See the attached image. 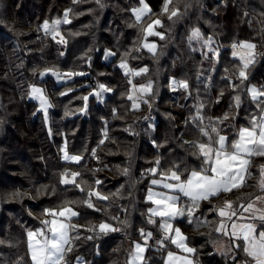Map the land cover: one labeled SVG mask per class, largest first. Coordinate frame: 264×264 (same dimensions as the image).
Listing matches in <instances>:
<instances>
[{"label": "trees", "instance_id": "obj_1", "mask_svg": "<svg viewBox=\"0 0 264 264\" xmlns=\"http://www.w3.org/2000/svg\"><path fill=\"white\" fill-rule=\"evenodd\" d=\"M144 2L152 14L138 23L131 10L141 6L139 0H0V264H31L28 231L42 225L44 209L65 206L79 213L73 218L77 228L71 234L67 264L77 258L84 264H128L130 247L142 237L141 229L152 233L144 264H164V249L159 247L164 237L158 223H148L151 206L146 190L151 179L163 178L161 174L177 164L182 179L199 169L201 160L191 146L207 140L199 126L208 127L211 121L231 141L239 126L261 115L246 87L264 88V53L255 57L247 69L248 80L241 84V62L232 56L231 45L244 41L255 44V49L264 47V0H173L181 14L175 22L162 13L164 0ZM67 9L72 10L71 22L60 26L67 43H58L42 24L60 19ZM155 16L164 24L157 28L165 39L147 38L157 45L154 56L142 47V28ZM194 28L203 38H211L212 48L219 51L217 60L200 39H189ZM122 60L132 70L148 71L142 78L126 75L119 67ZM45 69L61 73L63 79L68 72L85 75L58 82L50 74L42 77ZM139 78L152 83L148 96L157 103L153 127L150 122L137 124L138 114L147 107L133 109L127 98L133 80ZM170 78L185 80L188 89L171 90ZM100 84L111 89L104 99L94 94ZM32 85L41 87L52 105L49 130L28 98ZM236 96L241 98L239 106ZM198 108L202 125L193 119ZM63 144L69 155L82 157L79 163L62 158ZM263 160L264 156L251 157L245 186L202 201L192 223L187 218L178 221L200 264H225L229 258L223 261L215 250L213 240L221 235L215 231L220 220L216 211L220 205L215 202L229 194L242 195L236 200L240 204L253 199L258 194L249 192L253 174L260 172ZM155 166L153 177L147 170ZM65 172L69 177L79 172L76 181L86 191L62 184ZM89 190L109 199L92 197L94 208H88L83 202ZM102 220L113 223L123 236L117 231L100 234ZM155 236L157 247L148 243ZM236 256L241 262L246 259L242 252Z\"/></svg>", "mask_w": 264, "mask_h": 264}, {"label": "snow or ice", "instance_id": "obj_2", "mask_svg": "<svg viewBox=\"0 0 264 264\" xmlns=\"http://www.w3.org/2000/svg\"><path fill=\"white\" fill-rule=\"evenodd\" d=\"M79 2V0H74ZM100 3V0H96ZM141 7L132 9V13L135 19L140 23L144 17H150L151 9L144 2L139 0ZM173 0H164L162 6V13L167 14V18L170 21H174L180 18L179 9L173 7ZM187 7V4H186ZM71 9L65 10L63 20H54L51 23L45 21L43 29L46 33L51 34L55 40L59 33V25L61 23H70L68 19ZM155 27H164L161 19L154 20L151 24H148L146 28H142L144 32V40L142 47L146 48L154 56L156 55L157 45L155 43H148L147 38L150 36H158L161 40L165 39L162 32L156 31ZM192 39H202L201 32L198 28L192 30V34L189 37ZM58 43H67L63 36L60 37ZM204 46L211 49V38L203 40ZM232 56L238 57L241 62V66L238 70V79L241 84H244L248 80L247 69L254 62L255 44L250 42L241 41L239 43L232 44ZM139 51V49H137ZM108 55H115V53H108ZM120 67L125 69L126 75L140 76L147 73V68H141L139 70H132L128 67L127 63L122 60ZM52 71L45 69L40 75ZM57 79L61 78V73H53ZM74 75H85L82 72H68L63 76L71 79ZM129 84L132 81L129 80ZM174 86H178L184 89H188L189 85L186 81H172ZM234 87H240L235 85ZM98 92L94 93L97 97L101 96L103 92L111 91L106 88L105 85H99ZM152 83L149 81L147 84H141L139 87L132 85V89L128 94V100L132 102V108L138 109L139 102L147 103L144 100V96L151 93ZM246 91L250 94L253 102H257V106L261 109V115L259 118L253 117L249 126L240 127L236 133V138L231 141L225 135H221V130L212 124L211 121L208 127L199 126V131L202 136L206 137V142H192L191 146L197 151L193 153L201 160L199 169L190 170L186 179H182L183 173L180 170V165H173V168L162 173V179H151L150 183L153 186H161L166 189V192H157L153 188H149L147 192V200L153 205L148 208L149 224H157L159 228L165 233L164 240L170 241L176 245L177 248L183 252L193 253L195 249L188 247L186 244L187 237H185L179 228H174L171 223L177 217H182L187 211V217L189 223L193 222L195 217V211L199 209L201 201L209 200L223 193H230L233 190L239 189L245 186L246 176L250 175L249 169L251 166V157L264 156V101L261 100L264 97V88H257L256 86H247ZM31 94L34 99L40 101V110L44 112L47 117L48 109L52 107L48 100V97L43 89L35 86L31 89ZM66 95V93H61ZM222 95V93H221ZM84 101L88 100V97H83ZM236 105L241 103L240 96L235 97ZM86 107V106H85ZM202 107V105H201ZM81 112L85 111L84 108L80 109ZM194 120L201 122L203 117L199 115V108L197 109V116ZM224 119H228L227 116ZM221 122L217 118V123ZM103 143V141H101ZM93 155L95 151L93 150ZM64 160L74 161L79 163L82 159L81 156L69 155L65 150L63 157ZM159 166L160 161H155ZM153 177L157 175V168H151L147 170ZM124 174L127 175V169L124 170ZM81 174L79 172H72L69 177V173L65 172L61 183L65 185H74L79 188L81 192L86 190L77 183L76 178ZM172 181V182H169ZM101 181L97 180L96 184L99 185ZM259 190L264 192V165L260 166V179L258 183ZM171 193V194H170ZM181 196L187 197L191 202L190 206L186 209L179 206ZM87 197L83 203L88 208H94L92 197H96L97 200H108V196L102 195L99 191L89 190L87 191ZM217 214L221 217L219 226L215 231L221 233L224 236H228L231 240V245L222 252V255L232 254L233 264H264V196L256 195L254 199H250L247 204L235 205L232 201H225L223 206H217ZM44 214L51 217L41 221L42 227L35 231H28L27 233V245L28 254L31 264H67L66 253L72 251L71 241L73 237L70 233L77 228L76 225L71 223L73 217L79 215L77 211H74L71 207L65 206L59 211L55 209H44ZM247 214V215H245ZM159 217V222L154 219ZM235 218V219H234ZM117 219V217H113ZM244 221V222H237ZM230 222V223H229ZM95 230V226L90 228L89 231ZM99 233L107 234L109 232L119 231L109 223L102 222L98 225ZM141 236L145 240V244L141 245L136 243L134 250L129 253L130 259L128 264H144V253L147 249V241L152 237L151 232H145L143 229ZM78 238V237H76ZM92 239V237H88ZM164 240L160 243L163 245ZM0 243H3L0 241ZM242 252L244 259L242 262L238 260L236 253ZM166 264H192V261L187 257L177 256L172 252L167 254Z\"/></svg>", "mask_w": 264, "mask_h": 264}, {"label": "rangeland", "instance_id": "obj_3", "mask_svg": "<svg viewBox=\"0 0 264 264\" xmlns=\"http://www.w3.org/2000/svg\"><path fill=\"white\" fill-rule=\"evenodd\" d=\"M101 1V0H100ZM141 7V6H140ZM65 13V12H64ZM145 18V17H144ZM143 18V19H144ZM64 19V16L63 17H61L59 20H63ZM156 19H159L158 17H152L151 19H149V21L146 23V26H145V28L147 27V25L148 24H151L154 20H156ZM54 20H57V19H54ZM54 20H52V21H54ZM52 21H48L49 23H51ZM44 24V23H43ZM43 24H42V30L44 31V29H43ZM62 25V23L59 25V33H60V35H58L57 37H56V41H58V40H60V37L62 36L61 35V32H60V26ZM155 30L156 31H158V28L157 27H155ZM45 32V31H44ZM48 34V33H47ZM51 37H52V35L51 34H49ZM202 37V39H200V41H202V44H203V40L205 39V38H203V36H201ZM147 42L148 43H155L154 41H148L147 40ZM232 46V45H231ZM205 48H206V50H208V51H210V52H212V54H213V56L214 57H216V55L218 54V49H213L212 48V44H211V49L212 50H209V48L208 47H206L205 46ZM232 48V47H231ZM144 49H146V48H144ZM254 51V53H255V49L253 50ZM262 56V55H261ZM256 57V56H255ZM119 67H120V65H119ZM123 71H124V73H125V69H123V68H121ZM54 73V71H49V72H47V73H45V75H43L42 77H46V76H49V74L50 75H52V77L53 78H55L58 82L59 81H63L64 82V80H65V82L66 81H68V80H70V79H68V78H66V77H64V79L61 77L60 79H57V77L53 74ZM140 78H142L141 76H140ZM140 78L139 79H136V80H139V82H137V81H135V80H133V84L132 85H136L137 87H139L141 84H147L149 81H146V82H142L141 80H140ZM72 79V78H71ZM173 80H175V81H185V80H182V79H173V78H170V84H169V88L171 89V90H176V89H179V88H181V87H178V86H174L173 84H172V81ZM132 85H131V87H130V91H131V89H132ZM33 86H35V85H32V86H30V88H29V91H28V98L30 99V100H32L36 105H37V111L39 112V113H41L42 114V117H43V119H44V121H45V123H46V126L48 127V130H49V125H48V113H47V117L45 116V114H44V112L43 111H41L40 110V101L38 100V99H34L33 97H32V94H31V89H32V87ZM248 86H254V85H248ZM35 87H37V88H41V87H39V86H35ZM42 89V88H41ZM259 89V88H258ZM106 92H103L102 94H101V97H102V99H104L103 98V95L105 94ZM148 95H150V94H147V95H145L144 96V100H146L147 101V103H144V102H139V109H141L142 107H144L143 109H145L146 107H149V105H151V104H153L154 103V101H152V99L150 98V96H148ZM248 97L251 99V96H250V94H248ZM49 100V99H48ZM252 100V99H251ZM157 104V103H156ZM157 107V106H156ZM144 111V110H143ZM48 112H49V109H48ZM154 121H155V119L154 120H152L151 122H150V126L151 127H153L154 126ZM247 126H249V124H247V125H241V126H239L238 128H237V131H238V129L240 128V127H247ZM236 131V132H237ZM221 135H225V136H227L226 134H221ZM236 138V137H235ZM234 138V139H235ZM65 150H66V147H65V144H63L62 146H61V152H62V158L64 157V154H65ZM68 161V160H67ZM264 161V160H263ZM262 161V162H263ZM155 168H157L158 169V167L157 166H155ZM255 172L257 171V168L254 170ZM254 176H253V178L255 179V182L252 184V188H250V190L248 189V188H245L244 187V191H248L249 190V192H251V193H253V192H258V194L257 195H261V196H264V192H261L260 190H259V187H258V183H259V179H260V172H256V173H254L253 174ZM69 178H71V176L69 177ZM155 179H157V178H155ZM158 179H161V178H158ZM150 184V186L148 187V189L151 187V188H153V190L154 191H157V192H166L167 190L166 189H163L161 186H153V185H151V183H149ZM246 184V183H245ZM148 189L146 190V192H148ZM171 194V193H170ZM240 196H242V195H240ZM240 196H238L237 197V194L236 195H231V194H229V195H223L222 196V198L221 199H219L218 201H216L215 203H217V204H219L221 207L223 206V204H224V202L225 201H232L233 202V204H234V206L235 205H239L240 203H238V202H236V200L237 199H239V197ZM255 198V197H254ZM253 198V199H254ZM146 200H147V193H146ZM202 202V201H201ZM190 201L188 200V198L187 197H183V196H181V199H180V201H179V206L180 207H183V208H187L188 206H190ZM201 205V204H200ZM150 206L152 207L153 205L150 203ZM200 207V206H199ZM61 209V208H60ZM60 209H57V211H59ZM56 210V209H55ZM245 215H247V214H245ZM219 217V216H218ZM51 217H49V216H45L44 218H43V220H45V219H50ZM74 218V217H73ZM72 218V220H71V223L72 224H74V225H76V222L74 221V219ZM155 218H158L159 219V217H155ZM184 218H187L188 219V217H187V211H185V215L184 216H182V217H177V218H175L174 220H172L171 221V223L173 224V227L174 228H179L180 229V231L182 232V234L186 237V235H185V233L181 230V228H180V226H179V224H178V221H180V220H182V219H184ZM221 217H220V220H219V223H218V225H217V227L219 226V224H220V221H221ZM235 219V218H234ZM102 222H105V223H109V224H111L113 227H115L114 226V224L113 223H111L110 221H106V220H102V221H100V223H102ZM124 222V221H123ZM238 223L239 222H244V221H237ZM99 223V224H100ZM230 223V222H229ZM42 227V225L39 227V228H41ZM216 227V228H217ZM39 228H37V229H39ZM37 229H35V230H37ZM97 229H98V227H97ZM35 230H32V231H35ZM75 230V229H74ZM73 230V231H74ZM72 231V232H73ZM72 232L70 233V235L72 234ZM98 232H99V230H98ZM112 232H109V233H107V234H111ZM159 233L162 235V237H164L165 236V233H163L162 232V230L159 228ZM219 233V232H218ZM100 234H102V233H100ZM219 234H221V233H219ZM103 235H106V234H103ZM219 237V236H218ZM218 237H215V239L213 240L215 243H214V245L216 244V247H215V250L218 252V254H220V255H222V252L223 251H225L230 245H231V240H230V238L228 237V236H224V235H220V238H218ZM149 240V239H148ZM136 243H140L141 245H144L145 244V240H144V238L143 237H141L140 239H138V240H136V241H133L132 242V245H131V247H130V249H131V251L132 250H134V247H135V244ZM186 244H187V246L188 247H191V248H193L194 249V247L193 246H191L189 243H188V241L186 240ZM71 245H72V241H71ZM70 245V246H71ZM156 246V245H155ZM157 247V246H156ZM159 247H161L162 249H164V252H163V262H164V264H166V262H167V254H168V252H172V253H174V254H176L177 256H182V257H187V259L188 260H190V261H192V264H200L198 261H196L195 259H194V253H195V251L193 252V253H187V252H183L181 249H179V248H177L176 247V245H174V244H172L170 241H168V243H163V245H161V243H160V245H159ZM148 249V248H147ZM147 249H146V251H147ZM130 251V252H131ZM146 251H145V253H144V256H145V254H146ZM68 254H69V252L68 253H66V258H67V256H68ZM222 257V259H223V261L225 260V259H227L226 257H231L232 258V254L230 253V254H228V255H222L221 256ZM129 259H130V256H128V260H127V263H128V261H129ZM74 264H84V263H82V261H81V259L80 258H77L75 261H74Z\"/></svg>", "mask_w": 264, "mask_h": 264}, {"label": "built area", "instance_id": "obj_4", "mask_svg": "<svg viewBox=\"0 0 264 264\" xmlns=\"http://www.w3.org/2000/svg\"><path fill=\"white\" fill-rule=\"evenodd\" d=\"M264 53V47L263 46H258L256 49H255V56L258 57L259 55H262ZM157 104L156 102H154L153 104L149 105V107H147V109H145L144 111H141L138 116H137V119H136V122L138 125H145L149 122H151L152 120L155 119V114H156V111H157V108H156ZM118 229V228H117ZM119 235L123 236L121 233H120V230L117 231ZM150 246H154L156 243H159V237H153V239L151 241L148 242ZM232 261V258H228L226 261H225V264H230Z\"/></svg>", "mask_w": 264, "mask_h": 264}, {"label": "crops", "instance_id": "obj_5", "mask_svg": "<svg viewBox=\"0 0 264 264\" xmlns=\"http://www.w3.org/2000/svg\"><path fill=\"white\" fill-rule=\"evenodd\" d=\"M218 54H219V53H218ZM218 54L216 55V57L213 56V58L217 60ZM235 58H237V59L239 60L238 57H235ZM179 89H181V88H179ZM138 109H139V108H138ZM261 114H262V113H261ZM247 176H248V175H247ZM247 176H246V178H247ZM157 179H158V178H157ZM161 179H162V178H161ZM169 182H172V181H169Z\"/></svg>", "mask_w": 264, "mask_h": 264}]
</instances>
